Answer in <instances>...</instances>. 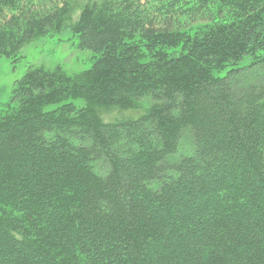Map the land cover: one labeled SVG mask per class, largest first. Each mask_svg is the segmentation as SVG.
<instances>
[{
	"label": "trees",
	"instance_id": "16d2710c",
	"mask_svg": "<svg viewBox=\"0 0 264 264\" xmlns=\"http://www.w3.org/2000/svg\"><path fill=\"white\" fill-rule=\"evenodd\" d=\"M72 1L0 0V56L64 16L92 54L0 109V264H264V0ZM147 95L118 122L64 102Z\"/></svg>",
	"mask_w": 264,
	"mask_h": 264
},
{
	"label": "rangeland",
	"instance_id": "374dc122",
	"mask_svg": "<svg viewBox=\"0 0 264 264\" xmlns=\"http://www.w3.org/2000/svg\"><path fill=\"white\" fill-rule=\"evenodd\" d=\"M98 0H73V17L74 20L84 5ZM70 19L65 16L55 25V28L46 35H34L30 40L24 41L18 50L10 57L0 56V109L5 108L10 103L11 97L15 89L21 84L25 75L35 68H43L52 70L59 66L61 70L70 77H77L82 71L91 66V52L82 50L77 45V37L73 34L70 27ZM228 67H221L213 70L215 76L221 77L225 74ZM252 80V76L242 75L239 79L232 82L230 87L240 86ZM64 102H72L76 108L85 109L86 116L89 119H95L102 122H118L126 119H134L145 114L154 105L155 99L151 95L142 96L134 99L131 106L127 109L120 110L116 107H98L92 106L82 97H74L66 99ZM56 105H49L45 110L54 108ZM184 132L181 134L179 142V150L177 156L181 152L187 151L185 148ZM88 142L80 143V146H87ZM134 150V147H131ZM120 154L121 158L129 157ZM97 173L102 175L108 172V166L103 162H99ZM99 170V171H98Z\"/></svg>",
	"mask_w": 264,
	"mask_h": 264
}]
</instances>
